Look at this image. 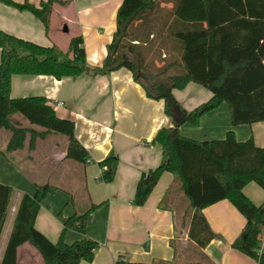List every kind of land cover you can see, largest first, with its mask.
Returning <instances> with one entry per match:
<instances>
[{
	"label": "trees",
	"instance_id": "trees-1",
	"mask_svg": "<svg viewBox=\"0 0 264 264\" xmlns=\"http://www.w3.org/2000/svg\"><path fill=\"white\" fill-rule=\"evenodd\" d=\"M0 3L32 13L48 32L52 7L62 2L48 0L40 7L29 0ZM0 50V133L12 134L7 152L22 151L28 140L33 150L39 140L58 135L68 139L69 160L83 165L89 160L75 135L74 121L59 118L46 98L11 97L13 76L61 80L128 70L150 99L164 101L165 114L172 120V127L159 130L154 140L165 160L138 184L134 204L144 206L162 176L171 173L194 213L189 239L198 248H206L215 238L199 212L229 201L246 220L233 248L264 264L260 238L264 232V205H255L243 192L250 183L264 191V148L257 147L252 139L238 142L233 131L223 140L205 142L179 133L185 124L199 126L206 114L224 103L230 107L234 127L264 122V0H123L101 67L88 66L81 37L74 38L65 52L57 46L42 47L0 32ZM191 83L210 91L213 98L187 112L172 93ZM17 116L30 127H24ZM100 166L102 182L113 183L118 159L110 157ZM57 190L40 186L34 197L25 195L20 199L0 264H18V249L25 243L41 254L43 264L94 261L99 243L84 239L68 245L65 235L69 230L85 229L96 207L65 220L57 244L35 228L41 203ZM14 195L12 187L0 184V244ZM115 264L142 263L120 257Z\"/></svg>",
	"mask_w": 264,
	"mask_h": 264
},
{
	"label": "crops",
	"instance_id": "crops-1",
	"mask_svg": "<svg viewBox=\"0 0 264 264\" xmlns=\"http://www.w3.org/2000/svg\"><path fill=\"white\" fill-rule=\"evenodd\" d=\"M45 1L29 0L35 7ZM61 1L52 7L48 32L32 13L0 3V32L65 52L74 38L81 37L88 66L101 67L123 0ZM172 95L187 112L213 98L210 91L194 83ZM11 97L46 98L59 118L74 121L75 135L89 154L90 162L85 165L69 160L68 139L58 135L39 140L33 150L28 140L22 151L9 153L12 134L0 133V184L12 187L20 199L34 197L40 186L58 189L41 203L35 222V228L53 244L59 242L65 220L96 207L85 229L69 230L65 235L68 245L84 239L99 243L94 261L81 264H115L120 257L142 264H258L233 248L246 220L229 201L199 212L215 235L204 249L189 239L194 213L171 173L162 176L144 206L134 204L138 184L165 160L154 140L159 130L172 127V120L165 114L164 101L150 99L130 71L61 80L15 75ZM16 119L30 127L22 118ZM230 131L238 142L252 139L264 148V122L234 127L226 103L206 114L199 126L185 124L179 129L182 137L198 142L223 140ZM110 157L118 159V168L114 182L107 184L101 180L100 163ZM243 192L255 205H264V191L255 183ZM260 238L264 252V232ZM23 261L43 264L41 254L29 243L18 249V264Z\"/></svg>",
	"mask_w": 264,
	"mask_h": 264
},
{
	"label": "rangeland",
	"instance_id": "rangeland-1",
	"mask_svg": "<svg viewBox=\"0 0 264 264\" xmlns=\"http://www.w3.org/2000/svg\"><path fill=\"white\" fill-rule=\"evenodd\" d=\"M47 1L48 0H46L45 2H47ZM57 1L62 2L61 0H57ZM17 118H22V117L21 116H17ZM19 202H20V196L18 197V194L15 193L14 199H13V203H12V207L10 209V214H9V217H8V221H7V224H6V229H5L1 244H0V253H2V254H3L4 247H5V244L3 246V242L5 240V243H6V240L8 238L7 232L9 234L11 226H12L14 218H15V215H16V211H17V207L19 205ZM21 264H25V262L23 261V262H21ZM36 264H42V263L39 261L38 263L36 262Z\"/></svg>",
	"mask_w": 264,
	"mask_h": 264
},
{
	"label": "built area",
	"instance_id": "built-area-1",
	"mask_svg": "<svg viewBox=\"0 0 264 264\" xmlns=\"http://www.w3.org/2000/svg\"><path fill=\"white\" fill-rule=\"evenodd\" d=\"M88 162H90V161L88 160L87 163H88ZM18 197H19V195H18ZM7 235H8V232H7ZM5 238H6V237H5ZM4 244H5V240H4V242H3V246H4ZM2 255H3V254L0 253V261H1V259H2Z\"/></svg>",
	"mask_w": 264,
	"mask_h": 264
},
{
	"label": "bare ground",
	"instance_id": "bare-ground-1",
	"mask_svg": "<svg viewBox=\"0 0 264 264\" xmlns=\"http://www.w3.org/2000/svg\"><path fill=\"white\" fill-rule=\"evenodd\" d=\"M9 228V227H8Z\"/></svg>",
	"mask_w": 264,
	"mask_h": 264
}]
</instances>
